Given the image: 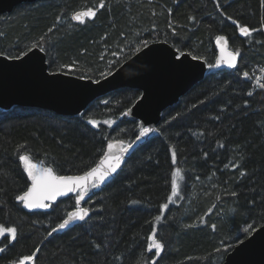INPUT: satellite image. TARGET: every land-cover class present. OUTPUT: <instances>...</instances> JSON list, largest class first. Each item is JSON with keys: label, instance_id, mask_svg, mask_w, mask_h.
Listing matches in <instances>:
<instances>
[{"label": "trees", "instance_id": "trees-1", "mask_svg": "<svg viewBox=\"0 0 264 264\" xmlns=\"http://www.w3.org/2000/svg\"><path fill=\"white\" fill-rule=\"evenodd\" d=\"M89 9L95 17L82 24L73 19ZM262 22L261 0H40L0 15V55L17 58L36 44L50 72L98 80L157 41L208 66L203 79L162 112L159 135L84 203L86 220L52 235L76 197L25 211L16 197L30 183L19 155L57 175L85 173L110 143L128 144L139 134L126 111L140 91L116 89L77 115L0 109V224L17 228L16 240L0 238V264L28 255L31 264H222L264 222ZM237 25L256 31L244 36ZM218 36L240 53L231 70L210 67ZM175 170L180 182L172 196ZM153 228L164 244L160 257L147 250Z\"/></svg>", "mask_w": 264, "mask_h": 264}, {"label": "water", "instance_id": "water-1", "mask_svg": "<svg viewBox=\"0 0 264 264\" xmlns=\"http://www.w3.org/2000/svg\"><path fill=\"white\" fill-rule=\"evenodd\" d=\"M37 1L40 0H0V15L10 13L19 4ZM216 47L217 53L213 65L222 55L221 48L225 47L224 42L216 41ZM226 50L231 51L228 45ZM27 53V55H21L19 59L0 55V109L8 110L13 106H19L49 110L65 116L77 115L93 100L116 89L127 87L140 91L139 98L126 111L129 119L138 122L140 132L131 143L114 145L112 154L120 157V166L102 183L98 182L97 187L89 186L84 200L81 201L80 207L83 208L89 198L115 178L126 160L142 144L159 135L157 125L162 112L174 105L194 84L203 79L208 68L202 59H193L188 52L179 53L164 41L145 45L98 80L77 77L60 71L50 72L45 54L41 49L31 48V51L28 50ZM212 69L223 71L232 68L222 64ZM144 129L149 131L146 135H141ZM107 152L108 148L92 168L99 165ZM37 166L48 168L40 164ZM29 183L28 188L31 187L30 179ZM89 184L91 185V181ZM68 196L76 197L77 193L57 197L54 202L48 203L54 204L58 199ZM22 207L27 212L47 209L29 210L23 206V202ZM75 210L76 198L75 208L72 211ZM80 222L71 223L66 229L50 233L51 235L61 233ZM222 264H264V222L235 244L225 255Z\"/></svg>", "mask_w": 264, "mask_h": 264}, {"label": "snow or ice", "instance_id": "snow-or-ice-1", "mask_svg": "<svg viewBox=\"0 0 264 264\" xmlns=\"http://www.w3.org/2000/svg\"><path fill=\"white\" fill-rule=\"evenodd\" d=\"M261 4L264 5V0H261ZM101 8L104 7L103 3L100 5ZM96 13L89 9L88 11H82L73 15V19L79 23H84L85 18L95 17ZM236 23V21H233ZM264 26V22H262ZM240 30V34L244 36H250L253 31L256 29H249L248 27H240L237 25ZM217 42H224L225 47L221 48L222 55L216 61L215 65H210V67H220L222 64L226 65L229 68L236 67L237 57L240 55L239 51H227V41L224 36H218ZM37 45L33 44L32 48H36ZM31 51V49H29ZM28 53L25 52L24 55ZM19 59V57H17ZM195 59V57H193ZM104 75V74H102ZM245 77L248 76V73H244ZM98 82V81H97ZM260 87L264 88V84H261ZM252 95V93H249ZM89 123L95 124V121H89ZM148 129H144L141 132V135H146ZM114 145H108V152L105 153L104 157L100 160L99 165L86 171L83 175L70 176V175H57L53 172L51 168L38 167L35 163L32 162L31 157L27 154L19 155V159L24 166V170L27 173L28 178L31 180V187L23 192L22 195H18L16 199L23 202V206L29 210L32 209H46L50 205L48 202H54L57 197L66 196L69 193H77L76 196V210L68 213L67 219H64L62 223L58 225L57 228H53L52 231H58L66 229L71 223L77 221H85L86 217L89 214V209L80 207L81 201L84 200L85 195L88 192L89 186L97 187L98 182L102 183L108 176L112 173H115L117 168L120 166V157L118 155L112 154V148ZM173 161L175 162V154H173ZM179 175V170L173 174L172 180V195L177 196V181L176 176ZM241 175H244L242 172ZM91 181V185L89 182ZM232 195H235L233 192ZM171 199V198H170ZM167 208V205L164 206ZM156 220H160V217L157 216ZM215 227V226H213ZM248 229H245L247 232ZM5 233L11 238V240L17 239V228L8 227L6 225L0 224V237H4ZM51 235V233H49ZM150 243L148 244L147 250L152 252L154 250V256L160 257L161 253L164 251V244L157 238L156 229L153 228L152 235L149 236ZM7 239L5 240V246H7ZM99 247V246H97ZM5 251V247H0V252ZM37 251H39L37 249ZM33 261V256L28 255L24 256L15 264H31ZM152 264H157L156 260L152 261Z\"/></svg>", "mask_w": 264, "mask_h": 264}, {"label": "rangeland", "instance_id": "rangeland-1", "mask_svg": "<svg viewBox=\"0 0 264 264\" xmlns=\"http://www.w3.org/2000/svg\"><path fill=\"white\" fill-rule=\"evenodd\" d=\"M110 144H112V145H115L116 143H110ZM123 145H126V144H123ZM22 163V162H21ZM36 165H38V164H36ZM22 166H23V164H22ZM23 168H24V166H23ZM177 170H175L174 172H173V174L176 172ZM176 178V181H177V187H178V184H179V182H180V175H178V176H176L175 177ZM172 180H173V175H172ZM173 196V195H172ZM5 235H7V233H5ZM1 238V237H0ZM149 243H150V241H149ZM154 251V250H153Z\"/></svg>", "mask_w": 264, "mask_h": 264}]
</instances>
